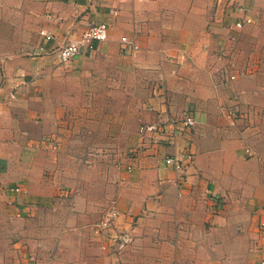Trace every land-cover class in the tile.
I'll return each mask as SVG.
<instances>
[{"label":"crops","instance_id":"obj_1","mask_svg":"<svg viewBox=\"0 0 264 264\" xmlns=\"http://www.w3.org/2000/svg\"><path fill=\"white\" fill-rule=\"evenodd\" d=\"M244 14L253 21L236 27ZM90 22L108 23V38L63 62L58 48ZM124 35L138 48L122 50ZM125 84L147 86L145 123L188 110L196 123L149 132L119 175V215L94 233L102 261L264 264V0H0V234L69 179L72 151L91 140L77 133L105 116L91 101L119 98ZM167 155L187 165L167 166ZM15 251L1 249L0 264Z\"/></svg>","mask_w":264,"mask_h":264},{"label":"rangeland","instance_id":"obj_2","mask_svg":"<svg viewBox=\"0 0 264 264\" xmlns=\"http://www.w3.org/2000/svg\"><path fill=\"white\" fill-rule=\"evenodd\" d=\"M147 96V86L125 84L119 98H108L104 105L103 100L91 101L103 108L105 116L91 115V124L81 128L91 131L77 133L91 140L72 151L73 175L68 172L69 179L58 181L60 187L52 196L42 201L29 198L28 203L36 206L34 212L12 216L10 228L5 229L9 234H0V250L11 244L17 251L10 264H107L101 259L94 227L116 202L118 177L128 171L135 135L139 138L147 120ZM99 120H104L105 132H98Z\"/></svg>","mask_w":264,"mask_h":264},{"label":"built area","instance_id":"obj_3","mask_svg":"<svg viewBox=\"0 0 264 264\" xmlns=\"http://www.w3.org/2000/svg\"><path fill=\"white\" fill-rule=\"evenodd\" d=\"M242 9L246 11L248 8L242 6ZM253 21L252 17L247 14H244L238 20L235 21L236 27H243L245 24L251 23ZM44 34H46L43 31ZM109 36V24L106 22H90L88 23L87 28L82 32L79 38L71 39L66 44L58 48V53L60 59L63 62L71 63L74 61L75 57L82 51L84 48H93L94 42L106 40ZM46 37L50 35L46 34ZM122 50L127 51L130 49L138 48V44L131 39L130 37L124 35L121 38ZM235 78V74L230 75V79ZM227 117L231 122H235L240 117V109L238 103H233L227 107ZM196 123V118L192 110L185 112L182 118L175 119L171 118L168 121H157L152 123H144L139 129V139L140 142L137 145L133 146L130 153V159L126 165L128 170L133 168L134 162L138 156V152L143 151L147 148L146 139L149 132H165L167 127L171 125V130L173 133L182 132L188 130L194 126ZM192 154L189 153L188 158L191 159ZM165 163L167 166H173L178 170H183L187 165L186 162H182L175 155H167L165 157ZM13 193H16L19 196H25L28 193V190L19 184H14L9 187ZM119 215V211L115 206H111L108 211L99 219L96 223L95 230L101 232L102 230H107L114 226L115 220ZM260 231L264 236V218L260 219ZM124 240V239H123ZM125 241V240H124Z\"/></svg>","mask_w":264,"mask_h":264}]
</instances>
